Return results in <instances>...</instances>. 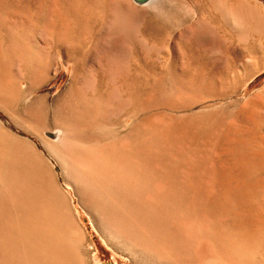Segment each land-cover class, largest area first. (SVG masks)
I'll list each match as a JSON object with an SVG mask.
<instances>
[{"label":"bare ground","instance_id":"obj_1","mask_svg":"<svg viewBox=\"0 0 264 264\" xmlns=\"http://www.w3.org/2000/svg\"><path fill=\"white\" fill-rule=\"evenodd\" d=\"M21 3V0H0V16H4L1 14L8 7L12 9L11 6L15 8ZM69 21L63 22L67 24L63 26L65 32H55L59 44L71 51L69 85L50 106L46 105L45 97L39 96L24 111L26 117L34 118L30 127L35 132L47 131L44 127L47 121L54 126L45 134L50 142L42 140L43 146L50 156L62 154L58 155L59 164L63 163L61 175H65L61 180L72 187L79 204L96 216L98 227L112 234L119 248L135 262L137 253L143 252L139 257L141 264H264V137L254 133L244 137L236 133L230 137L218 134V142L227 139L238 147L212 148L200 172L198 155L191 151L194 146L177 145V148L176 139L168 133L199 132L197 123L202 118L199 113H192L195 106L192 98L187 96L182 103L179 101L186 114L180 120L160 113L147 73L141 79L137 77L138 90L134 87L138 81L135 83L136 77L130 74L131 52L99 36L87 39L88 46V42L83 43L85 39L71 33ZM54 29L49 28L50 34ZM4 30H0L5 33L1 38L7 42L4 46L0 43V107L9 109L23 93H32L33 87L46 80L49 71L47 60H36L27 42L22 44L14 39L20 37V31ZM106 52L112 53V59L107 61L108 68H104L112 70L124 58L127 73L116 86L109 76L101 80L91 74V94H84L81 87L87 82V73H83L85 60L88 57L91 60V56L99 58L103 67ZM15 60L22 68L20 81L15 80L11 68ZM32 63L41 66L32 71ZM99 69L97 66L95 72ZM171 75L169 83L173 84L178 74ZM191 76L184 72L178 79L183 77L182 89L193 97L191 88L195 80ZM26 78L29 82L23 86L22 80ZM250 80H245L237 91L224 95L225 98L247 89ZM263 103L264 85L260 94L242 106L249 113L245 114L251 126L257 124L254 113ZM169 105L171 110L178 107L173 100ZM111 106L113 110L109 109ZM97 121L113 132L94 138L90 131ZM262 123L258 127L264 132ZM180 142L184 144L181 139ZM55 143L61 151L52 147ZM68 161L84 164L81 167L84 172L76 167L66 171ZM84 238L72 200L59 179L30 145L7 134L0 126V264H88V256L81 254Z\"/></svg>","mask_w":264,"mask_h":264},{"label":"rangeland","instance_id":"obj_2","mask_svg":"<svg viewBox=\"0 0 264 264\" xmlns=\"http://www.w3.org/2000/svg\"><path fill=\"white\" fill-rule=\"evenodd\" d=\"M21 1L22 3L15 8L13 6H11L12 9L5 8L9 11L4 10V13L1 14L4 16H0V25H2L0 30L5 32L4 28H13L20 31V37L14 39L19 40L22 44L27 42V45L31 47V54L35 55V58L37 57L36 60H47L49 77L33 87L32 93L26 95L23 93L16 103L9 106V109L0 107V126L7 134L30 145L42 163L52 171L53 176L59 179L62 188L70 196L75 216L85 233V238L81 242V248H84H82L81 254L85 255V258L88 256L86 258V261L90 262L88 264H141L139 257L141 258L143 252L137 253L135 262L127 252L119 248L117 241L115 242L113 236H110L112 234L106 230L104 233L98 227L96 216L89 214L79 204L72 187L62 182L61 179L65 177V175H61L63 163L59 164L60 161H58L60 160L58 157L62 154H58L59 156L54 154L56 156L51 155V157L42 142V140L50 142L45 134L52 131L54 126L47 121L44 124L47 131L45 129L35 132L30 127L34 118L25 116L24 110L30 107L33 98L43 96L47 99L46 105L50 106L69 85L72 71L71 51L68 46L66 48V45L59 44V41L56 40L57 34L65 32L63 26L67 24H63V22L70 20L69 22L73 24H70L71 33L78 36L79 39H85L83 43L86 44L87 39L90 41L99 36L102 40H106L105 42L112 43L113 46L117 45V48H121L125 52H131L133 62L130 74L136 77L135 83L138 81L137 77L141 79L140 76L143 73L149 75L153 95L156 101H159L158 109L160 108L159 112L162 114L172 115L177 120L184 118L186 114L183 113L185 112L183 108L179 107V103L190 96L195 103L192 113H199L198 116L202 118L198 120L201 122L197 123L199 132L168 133L176 139L177 144L174 146L185 147L191 146V144L192 147L194 146L191 151L198 155L197 162L200 172H202L212 148L214 149L216 146H220L221 149L238 147L237 144L231 143L227 139L218 142V134H226L230 137L231 133H236L244 137L249 133H254L255 136L264 137V132L261 131V127H258L262 126L260 124L264 122V106H256L260 108V110L256 108L257 111L254 113V120H257L258 125L252 126L246 118L249 114L248 111L242 108L245 101L251 100L256 94L261 93V88L264 85V0H151L144 6L138 5L133 0ZM41 5L42 7H40ZM256 25L258 26L256 27ZM49 28H55L54 33L52 32L53 35L50 34ZM4 34L0 35V38ZM0 43L3 46L6 45V38L2 37ZM87 44L90 46L89 42ZM105 54L103 58L106 62L103 67L102 62H98L99 58L91 56L93 57H90L91 60H88L89 57L85 60L83 67L86 68V71L84 70L83 73H87H85L87 82L85 81L81 87L84 94H91L92 77L102 80L109 76V78L111 77L109 80H113L112 83L116 86L119 84V80L124 77L123 75L127 73L128 68L124 58L118 64L113 65L112 70L105 69L104 67L108 68L107 66H109L108 62L111 61L110 58L112 59V53L106 52ZM20 65L15 60L11 66L16 81H20L22 78L19 74L22 70ZM39 66H41L40 63H32V71L34 68L38 69ZM97 66L101 70L99 69V72L96 73ZM102 68L107 71L104 73ZM100 71L101 74L98 75ZM184 72L192 75L191 77L195 80L194 88L193 86L191 88V93L195 94L194 98L192 94H186L183 91V77L178 79ZM171 74H178L175 84L169 83ZM90 76H92V80L89 78ZM247 79H251L247 89H242L244 91L237 93L236 96L225 98L229 93L237 91ZM139 81L137 85L134 83L137 90ZM28 82V79L22 80L23 86H27ZM90 86L92 87L90 88ZM89 88L90 90H88ZM172 100L178 106L174 110H171L169 105ZM109 109L113 110L114 106ZM120 114L122 113L120 112ZM120 116L121 119L124 118L123 114ZM99 120L101 123L100 117ZM97 122L96 127L94 126L90 131L94 138L100 134L113 132L112 128L103 127ZM254 126L258 127L257 131ZM120 130L123 133L125 129L122 127ZM180 139L184 141V144L180 142ZM55 146L52 147L61 151L60 145L55 143ZM76 146L80 148L78 145H75V148ZM65 163L68 172L73 170V167L80 170L84 165H78V162L75 165L71 161ZM80 171L84 172L83 169Z\"/></svg>","mask_w":264,"mask_h":264},{"label":"water","instance_id":"obj_3","mask_svg":"<svg viewBox=\"0 0 264 264\" xmlns=\"http://www.w3.org/2000/svg\"><path fill=\"white\" fill-rule=\"evenodd\" d=\"M137 3L139 4H146L148 3L150 0H135Z\"/></svg>","mask_w":264,"mask_h":264}]
</instances>
